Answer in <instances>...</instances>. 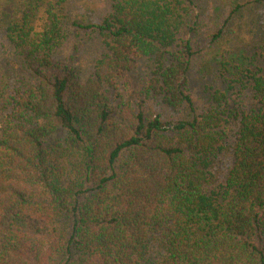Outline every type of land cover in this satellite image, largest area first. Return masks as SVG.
<instances>
[{
    "label": "trees",
    "instance_id": "1",
    "mask_svg": "<svg viewBox=\"0 0 264 264\" xmlns=\"http://www.w3.org/2000/svg\"><path fill=\"white\" fill-rule=\"evenodd\" d=\"M66 3L16 0L0 19L16 56L0 91V264H264L261 18L232 62L225 35L244 5L198 54L181 36L192 0H111L100 22L75 23L104 47L81 81L54 54ZM143 57L152 75L124 104L118 82ZM195 64L223 84L201 105Z\"/></svg>",
    "mask_w": 264,
    "mask_h": 264
},
{
    "label": "rangeland",
    "instance_id": "2",
    "mask_svg": "<svg viewBox=\"0 0 264 264\" xmlns=\"http://www.w3.org/2000/svg\"><path fill=\"white\" fill-rule=\"evenodd\" d=\"M16 0H0V19L4 13L7 12V8ZM111 0H67L64 10L60 13L62 16L63 30L66 34V39L62 45L54 52L55 59L67 65L75 77L78 80H85L93 72V65L103 52L104 47L101 42L99 33L95 30H83L78 28L76 24L85 23H97L109 12ZM236 4L244 5V10L241 14H237L235 21L237 24L232 23V33L226 34V44L224 48L230 49V55H234L232 62H235L236 48L243 49L247 37L248 29L250 27V19L257 16L264 22V4L256 5L253 0H192L190 12H189V25L184 27L181 36L182 38H188L193 43L195 51L198 54L201 52H207L211 50L213 54L216 52V45L209 44V33L213 31L215 24H221L222 21L229 15L231 9ZM254 4V5H253ZM253 5L252 11H246L245 9ZM260 15V16H259ZM235 16V15H234ZM195 21V24L193 22ZM246 23L248 26L246 27ZM189 26L196 28L195 31H191ZM247 49H253L246 46ZM219 58V57H217ZM154 60V58H152ZM151 58L143 57L139 59L134 69L126 74V76L118 82V92L121 101L126 103L136 104V99L133 98L135 91H140L145 85L148 78L152 75L155 62ZM198 64H202V60L205 59L203 55H198ZM16 56L13 54L7 40L5 39V33L3 29H0V91H1V79L8 75L14 74L15 69L9 65L14 63ZM8 63V64H7ZM15 64V63H14ZM198 64L191 67L187 75V89L191 94L193 101L197 105L204 103L207 93H205L204 86H223L221 81H213L211 75H205L199 69ZM13 81V78H10ZM9 79L7 80L9 82ZM11 83V81H10ZM115 92L111 94L114 97ZM123 108V107H121ZM154 111H162L165 114V118L172 120L177 115L181 114L180 110L167 109L162 105L155 106ZM2 123V117L0 115V128ZM65 134L62 131L56 133L52 139L54 141L62 138Z\"/></svg>",
    "mask_w": 264,
    "mask_h": 264
}]
</instances>
